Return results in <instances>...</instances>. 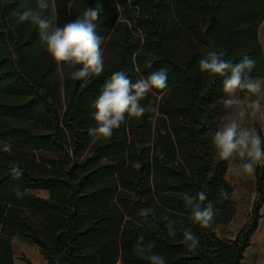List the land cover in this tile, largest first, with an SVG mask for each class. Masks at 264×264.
<instances>
[{"label":"trees","instance_id":"16d2710c","mask_svg":"<svg viewBox=\"0 0 264 264\" xmlns=\"http://www.w3.org/2000/svg\"><path fill=\"white\" fill-rule=\"evenodd\" d=\"M36 5L0 0V141L13 145L0 150V264L15 263L14 237L38 247L47 264H150V253L135 251L141 237L166 264H242L262 218L264 164L248 225L235 240H221L216 229L231 223L236 206L228 161L219 159L211 136L227 116L228 97L223 78L202 73L199 61L211 50L233 63L248 55L256 60L251 75L264 77V0H49L44 15L57 13L61 26L102 7L97 32L110 61L88 80L72 78L80 65L52 60L35 25L17 22L13 12ZM161 68L167 88L141 101L157 111L126 117L108 139L89 136L92 104L113 72L135 82ZM12 162L23 170L19 179ZM201 190L216 212L208 229L190 219L183 200ZM145 208L147 218L139 214ZM166 217L176 221L175 237ZM187 228L200 239L194 251L181 242Z\"/></svg>","mask_w":264,"mask_h":264},{"label":"clouds","instance_id":"9594fccd","mask_svg":"<svg viewBox=\"0 0 264 264\" xmlns=\"http://www.w3.org/2000/svg\"><path fill=\"white\" fill-rule=\"evenodd\" d=\"M49 8V0H37L35 8H27L22 12H13L18 17L17 22H30L35 25L46 52L57 65H80L78 70L71 73L73 79L88 80L100 77L105 68V58L101 47L104 37L97 32V22L102 12L101 6L87 8L75 20L58 25V14L44 15ZM224 52L209 51L199 61L202 73L212 77H222L223 92L228 97L223 100L226 109H232L224 123L211 136V143L219 159L224 161H240L238 167L247 175H253L256 166L264 164V138L254 127L244 126L246 118L259 117L264 120V78H254L251 73L256 67V60L245 55L239 62L233 63L224 59ZM135 62V54H133ZM151 67V62H149ZM138 70V69H137ZM168 86L167 70L161 68L153 71L146 78L133 82L123 71L113 72L103 85L100 94L92 104V118L95 127L88 129L89 136L94 140L108 139L115 129L121 127L126 117L141 118L146 112H155L152 105L147 107L141 101L153 89L163 90ZM245 93L241 98L238 93ZM13 145L0 141V150L5 153L12 151ZM11 175L19 179L23 175L22 168L12 162ZM15 193L22 197L24 192L17 186ZM207 192L201 190L195 196L183 194L185 207L190 210V219L202 229L211 228L216 215L214 204L209 201L206 205ZM219 196L228 199L227 191L221 189ZM151 209L140 211L147 218ZM166 227L168 235L175 237L176 221L169 218ZM189 250H196L200 245L199 237L187 228L183 231V240ZM154 243L144 244L141 237L135 245V251L143 255L150 253V264H166L163 256L154 254L151 250Z\"/></svg>","mask_w":264,"mask_h":264},{"label":"rangeland","instance_id":"374dc122","mask_svg":"<svg viewBox=\"0 0 264 264\" xmlns=\"http://www.w3.org/2000/svg\"><path fill=\"white\" fill-rule=\"evenodd\" d=\"M50 1L54 2V0ZM258 40L262 47L264 55V19L258 30ZM105 60L110 61L108 57H106ZM58 73L62 76L60 67H58ZM238 95L242 98V92L238 93ZM231 111L233 110L229 109L227 116ZM226 117L223 119L221 124L225 122ZM244 126L254 127L262 136V138H264V120H261L259 117L246 118V120L244 121ZM239 163L240 161L238 160L233 162L228 161L229 170L226 176V180L231 184L234 190L231 201L236 206V214L229 225L220 226L216 229V235L225 242H231L235 240L241 230L248 225L252 215L253 204L257 193L256 175L257 168L261 164L256 166V170L253 175H247L243 173V171L238 167ZM35 194L42 198H47L49 196V194L45 191H37L35 192ZM261 214L262 218L259 222L258 230L252 237L251 246L246 251L243 264H264V207L261 211ZM24 243L26 245H24ZM33 246L34 245L30 244L27 240H20V243H15V248L19 249L21 254L22 250L31 249L33 248ZM23 257L26 256L23 255Z\"/></svg>","mask_w":264,"mask_h":264},{"label":"crops","instance_id":"0c3cea01","mask_svg":"<svg viewBox=\"0 0 264 264\" xmlns=\"http://www.w3.org/2000/svg\"><path fill=\"white\" fill-rule=\"evenodd\" d=\"M20 240H24V239H21L19 237H14L13 241H12L14 258H15V263L14 264H27L24 261H22L23 255H25L26 258L32 264H47V262L44 259V257L40 254L39 248L36 247V246L35 247L33 246V248L28 249V250H26V249L22 250V254H21L19 249L15 248V243H20ZM24 245H26V244L24 243ZM244 260H243V262H244ZM243 262H242V264H243Z\"/></svg>","mask_w":264,"mask_h":264}]
</instances>
